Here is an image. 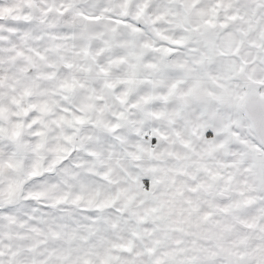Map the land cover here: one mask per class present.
Masks as SVG:
<instances>
[{
	"label": "snow or ice",
	"instance_id": "obj_1",
	"mask_svg": "<svg viewBox=\"0 0 264 264\" xmlns=\"http://www.w3.org/2000/svg\"><path fill=\"white\" fill-rule=\"evenodd\" d=\"M0 264H264V0H0Z\"/></svg>",
	"mask_w": 264,
	"mask_h": 264
}]
</instances>
